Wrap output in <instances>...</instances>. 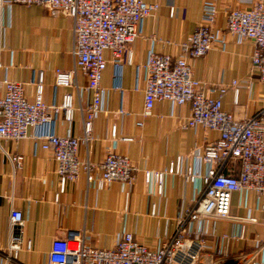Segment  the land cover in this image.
Listing matches in <instances>:
<instances>
[{"label":"crops","instance_id":"crops-1","mask_svg":"<svg viewBox=\"0 0 264 264\" xmlns=\"http://www.w3.org/2000/svg\"><path fill=\"white\" fill-rule=\"evenodd\" d=\"M144 1L157 2L159 8L139 24V36L129 46L131 62L124 61L120 68L107 63L101 79L107 91L103 111L92 121V140L78 149L81 160L95 164L108 152L127 156L137 168L135 178L131 184L116 181L97 189L81 173L76 180H67L62 192L56 163L41 144L42 137L51 132L83 134L86 106L91 99L85 75L76 72L74 87L55 86V69L74 66L72 20L61 12L52 15L37 4L4 8L0 94L2 80L10 79L23 82L26 97L33 99L35 83L42 73L45 102L59 104L67 91L72 93L75 110L71 122L60 118L51 125L30 127L27 137L17 141L0 138V264L6 262L8 242L14 237H21L23 246L30 242L29 249L23 247L20 251L17 264H50L48 252L53 239L64 238L70 232L83 234L86 243L94 247L111 248L117 235L131 231L139 242L156 247L171 237L177 216L190 208L198 196L208 169L199 157L204 144L217 138V133L182 128V118L189 115L188 105L158 101L150 115L142 116L141 64L151 45L159 54H180V43L200 22L203 0ZM257 1L260 0H217L213 28L225 39L226 48L223 51L213 47L206 55L190 60L194 77L205 89L227 86L222 109L239 120L252 116L263 106L264 83L251 64L254 43L236 42L227 33L226 12L248 9ZM104 56L109 58V52L104 51ZM232 80L238 82L237 99L230 86ZM216 95L217 92L212 93ZM140 120L142 127L136 125ZM112 126L116 128L114 137ZM14 154L22 156L18 166L8 158ZM177 156L183 158L182 172L192 167L196 180H187L183 173L166 174L158 193L154 181H144V171L164 170ZM239 167V162L232 160L224 172L237 174ZM12 208L22 212L21 226L10 225ZM198 228L199 238L206 245L204 252L223 250L230 256L245 255L249 260L264 262V193L234 192L230 217L196 223L195 229Z\"/></svg>","mask_w":264,"mask_h":264},{"label":"built area","instance_id":"built-area-1","mask_svg":"<svg viewBox=\"0 0 264 264\" xmlns=\"http://www.w3.org/2000/svg\"><path fill=\"white\" fill-rule=\"evenodd\" d=\"M216 3L217 0H203L200 22L180 43L178 56L156 53L151 45L141 64L144 80L142 116L150 115L158 101L188 105L189 115L182 118V128H201L217 133V138L204 144L199 157L208 169L193 205L177 216L174 233L156 247L139 242L131 231L117 235L111 248L94 247L86 243L83 234L70 232L64 238L53 239L48 252L50 264H264L262 260H249L245 255L230 256L223 250L204 252L206 245L199 238L200 228L195 229L196 223L211 218H229L234 192L252 190L258 195L264 193V97L263 106L255 114L239 120L222 109L227 86L220 84L217 88L205 89L193 74L190 60L206 55L213 47L223 51L226 48L225 39L213 28L218 13ZM12 4H37L46 7L52 15L61 12L71 18L74 66L55 69V86H76V72L80 71L87 79L91 94L82 136L51 132L42 137L41 148L49 151L56 163L59 192L64 190L67 180H76L81 173L97 189L116 181L131 184L137 168L127 156L108 152L100 163L95 164L81 160L78 149L81 144L92 140V121L103 111L107 91L101 79L107 63L120 68L124 61L131 62L129 46L139 36L138 26L158 10L159 3L144 0H0V29L4 8ZM226 30L236 42L251 40L254 43L251 64L264 83V1H257L248 9L228 10ZM104 51L109 52V58L104 56ZM237 83V80L230 83L236 99ZM43 89L42 73L35 83L33 99L26 97L23 82L2 80L0 138L17 141L27 137L30 127L51 125L60 118L67 122L73 120L72 93L66 91L59 104L47 103ZM214 92H217L216 96H212ZM118 112L125 114L123 110ZM136 125L142 127V120ZM115 130L112 126L113 137ZM8 158L16 166L22 160L17 154ZM232 160L239 162L237 174L224 172L225 165ZM182 163V156H177L164 170H145L144 181H154L158 193L162 191L166 174L183 173L187 180L195 181L193 168L188 166L182 172ZM9 222L13 227L21 226L22 212L12 208ZM23 247L29 249L30 242L26 241L23 246L21 237L12 238L3 264H17Z\"/></svg>","mask_w":264,"mask_h":264}]
</instances>
